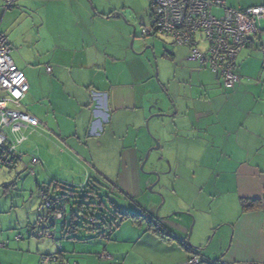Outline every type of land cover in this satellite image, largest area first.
I'll list each match as a JSON object with an SVG mask.
<instances>
[{
  "label": "crops",
  "instance_id": "crops-1",
  "mask_svg": "<svg viewBox=\"0 0 264 264\" xmlns=\"http://www.w3.org/2000/svg\"><path fill=\"white\" fill-rule=\"evenodd\" d=\"M223 1L237 9L264 5V0ZM31 2L37 5L35 39L42 41V49L28 52L18 37L13 39L18 51L11 57L27 78L26 104L39 119L24 135L47 142L51 137L69 148L77 162L99 172L101 166L86 162L87 151L116 154L104 148L101 137L116 140L125 129L138 134L145 123L152 127L166 120L164 152L169 147L168 153L175 154L166 153L169 158L188 163L186 176L196 179L201 203L207 198L210 202L198 220L200 208L187 200L179 208L186 214L177 225L156 220L162 232L128 218L115 230L102 226L101 234L91 231L93 237H78L76 231L77 237L69 238L62 226L52 230L55 224L48 218L44 227L54 236L36 237L28 232L36 233V227L26 218L27 237L10 232L16 230L15 223L0 229V242H6L0 248V264H186L192 256H198L200 264H264V17L260 42H252L234 59L240 81L225 89L218 73L187 60L188 48L179 45L164 43L158 76L151 54L144 52L153 41L141 39L138 30L151 20L147 24L140 17L138 24L136 8L112 0L17 3L24 8ZM3 5L1 11L9 9ZM197 42L206 49L201 35ZM168 67L172 76L164 71ZM92 138L99 139L95 150L88 147ZM81 150L84 156L76 154ZM241 199L260 205L242 211ZM135 213L151 215L145 210Z\"/></svg>",
  "mask_w": 264,
  "mask_h": 264
},
{
  "label": "rangeland",
  "instance_id": "rangeland-1",
  "mask_svg": "<svg viewBox=\"0 0 264 264\" xmlns=\"http://www.w3.org/2000/svg\"><path fill=\"white\" fill-rule=\"evenodd\" d=\"M112 1H115L117 5L125 4L136 8L134 10L137 11L135 13L139 16L137 17L138 24L140 23V17L147 24L150 22L149 0ZM17 2L18 0L15 4ZM2 5L0 0V31L7 35L8 40L13 42V39L19 37L18 40H23L21 46L28 52H33L38 47L42 49V41H36L35 39L36 30L38 29L36 24L38 13L36 3L31 2L24 8H21L20 4L17 3L5 11H1ZM214 12L218 13L219 11L216 10ZM138 28L141 33L142 27L139 26ZM141 39L153 41V44L149 45V48L144 50V52L145 54H151L150 62H154L158 76L159 71L162 76V61L159 59H162L164 43L167 45L174 44H172L170 38L163 39L154 34L143 36ZM12 45L11 57L14 56V52L18 51L19 48L16 41ZM150 46H154V50ZM164 71L169 76L173 74L170 67ZM158 79L159 77L154 78V82L157 85ZM152 81L153 79L151 78L150 84H152ZM145 85L146 83L142 87ZM26 102H28V99L25 97L22 101L24 110L30 111L33 116L36 115L34 111L30 110V105L28 106ZM159 121V124H155L152 127L150 125L146 126L145 123L144 128L138 134L133 133L131 129L128 131L125 129L121 133V137L116 136L117 141L113 138L106 141L107 136L101 137L100 142L105 143L104 148L111 154L116 151V154L107 157V155L100 152L87 151L88 159L86 162L101 166L99 172H95L91 165L89 169L82 162H77L71 156L69 148L55 144L51 137H49L48 142L45 140L43 142L34 135L29 136L28 140L17 146V152L21 154L20 161L10 168L3 165L0 166V229H9L15 223L14 228L16 230L13 229L10 232H17V234L21 232L24 237H27L26 218L29 219L30 224L36 227V231L44 227L46 221H38L44 215V210H40L42 198L38 184L41 185L43 182L50 180H56L76 187H83L92 183L98 189V193L105 203L102 206L105 212L104 219L110 222L113 228L120 222V218L115 220L116 208L123 213L145 210L151 213L152 216L158 217L165 226H175L186 214L179 208L187 200L192 203L196 202L195 205L200 208L197 214L198 220H200L201 211H207L205 208L207 207V202H210L208 201L209 198L202 199L205 205L201 203L202 194H200V188L195 186L196 179L191 180L187 177L190 173L187 168L188 163L183 161L175 162L174 159L169 158L166 155L169 147L164 152L163 140L169 125L166 120L162 119ZM43 128L52 134L49 127L44 125ZM86 140H89V138H86ZM98 140L94 141L92 138L88 142V147L94 150L97 149L99 147V144L97 145ZM150 142L153 145H149ZM156 142H158L159 147L154 149L153 146ZM170 147L173 148L171 145ZM147 152V158L143 163L142 161ZM76 154L84 156V151H77ZM169 155L173 156L175 154ZM32 157H36L39 161V168L36 170L38 164L34 167V174H30L28 169ZM106 157L108 159H105ZM91 159L95 161L91 162ZM189 168L192 169V167ZM149 187L152 189L149 190ZM62 193L65 194L70 203L77 200L78 193L69 194L68 191H62ZM112 203L115 205L114 207L111 206ZM81 218H78L76 222L82 227L84 222ZM60 226L61 220H56L52 230L55 231ZM107 227L109 228V226ZM193 227L194 225L192 226L190 237L193 235ZM77 229L76 235L78 237H93L92 232L86 228ZM107 232L109 233L108 230ZM45 239L43 238V240Z\"/></svg>",
  "mask_w": 264,
  "mask_h": 264
},
{
  "label": "built area",
  "instance_id": "built-area-1",
  "mask_svg": "<svg viewBox=\"0 0 264 264\" xmlns=\"http://www.w3.org/2000/svg\"><path fill=\"white\" fill-rule=\"evenodd\" d=\"M2 1L3 8L7 9L17 0ZM149 9L151 24L142 27L143 35L156 33L171 37L176 45L187 47V59L218 73L225 89L233 88L240 81L234 59L252 42H260L259 23L264 17V5L236 9L226 6L223 0H149ZM216 9L221 12H214ZM198 35L207 43L205 50L198 47ZM261 50L264 62V46ZM10 52L11 45L0 31V166L6 167H12L15 163L11 156L21 159L17 146L27 140L24 131L39 124L36 117L22 109L29 85L23 71L13 63ZM46 70L51 72V67L46 66ZM37 162L35 157L31 158L28 167L30 174H34L33 167ZM40 195V210H44L45 216L56 200L42 196L41 191ZM59 209L54 219L50 220V225L61 218L64 204ZM36 235L53 237L54 233L47 227L36 231ZM5 245L6 242H0V247ZM186 264H200V258L192 256Z\"/></svg>",
  "mask_w": 264,
  "mask_h": 264
},
{
  "label": "trees",
  "instance_id": "trees-1",
  "mask_svg": "<svg viewBox=\"0 0 264 264\" xmlns=\"http://www.w3.org/2000/svg\"><path fill=\"white\" fill-rule=\"evenodd\" d=\"M231 8H233V7H231ZM150 20H151V18H150ZM153 34L157 35L156 33H149L147 35H143L141 32L142 36H150ZM158 36L160 38H163V39L170 38L172 44L176 45L171 37H164L161 35H158ZM188 54H189V52H188ZM189 61H191V60H189ZM51 70H52V68H51ZM27 139H28V136H27ZM13 158L14 157L11 156V160L12 161L14 160V162H15L14 165L20 161L17 159V156H16V158H14V159ZM38 162H37V164H38ZM37 164H35V166ZM29 166H30V162H29ZM8 168H10V167H8ZM38 188L42 192V196H46L50 200H53V199L56 200V203L54 204V206H50L48 208L47 214L45 216H43L42 221H46L48 218H50V220L52 221L54 219V215L58 211H60V209H59L60 206L62 204H64L65 210L61 211L62 216L58 220H61L62 231L65 235L69 236V238L71 237V235H72L71 238L77 237L76 235H73V233H75L77 231V228H83L84 227L87 230L96 232L98 234L102 233L101 232L102 226H105V227L109 226L110 229L113 228V225H111L110 222H108L104 219L105 212L103 211L102 206H104L105 203L102 200V197L99 195L98 189H96L92 185V183L85 185L83 187H76V186H71V185L56 181V180H50L49 182H45L41 185L38 184ZM62 191H68L69 194L78 193V196L76 197L77 200H74L72 203H70V201L65 197V194H63ZM259 205H260L259 202L255 201V200H247V199H241L240 200V206H241L242 211L253 210L255 208H258ZM111 206L114 207L115 205L112 203ZM115 212H116L115 220H118V218H120L119 221L121 222L124 219L130 218L137 223L140 221H143L146 223V225H148V227H151L149 229H152V227H153V232H157V231L162 232L161 229H159V227L156 223L157 219L154 216L146 215L143 213H135V212L123 213V212H120L117 208H116ZM78 218H81L83 220L84 226L81 227L77 224L76 220ZM88 225H90V227H88ZM43 228H45V227H42L40 230H42ZM28 232L30 233V235L36 236V233H34L32 231V229H28ZM38 237H41V236H38ZM5 246H3V247H5Z\"/></svg>",
  "mask_w": 264,
  "mask_h": 264
},
{
  "label": "water",
  "instance_id": "water-1",
  "mask_svg": "<svg viewBox=\"0 0 264 264\" xmlns=\"http://www.w3.org/2000/svg\"><path fill=\"white\" fill-rule=\"evenodd\" d=\"M158 115H161V116H165V115H167V114H158ZM158 143L156 142V145H155V147L154 148H158ZM147 155H148V152L146 153V155H145V157H144V160H143V163H144V161L146 160V158H147ZM157 180H158V176H157ZM149 190H151L152 188L151 187H149L148 188ZM157 220L159 219L158 217H155ZM160 220V219H159ZM190 233H191V228H190V231H189V236H190Z\"/></svg>",
  "mask_w": 264,
  "mask_h": 264
}]
</instances>
